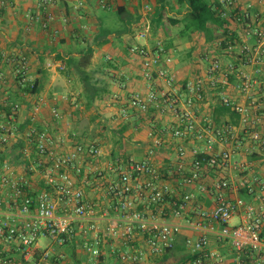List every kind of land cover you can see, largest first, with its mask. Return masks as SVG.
<instances>
[{"label": "built area", "instance_id": "2783aa9c", "mask_svg": "<svg viewBox=\"0 0 264 264\" xmlns=\"http://www.w3.org/2000/svg\"><path fill=\"white\" fill-rule=\"evenodd\" d=\"M221 2L229 12L239 6L237 0ZM56 3L57 0H37L29 18L48 31L54 19L51 8ZM250 7H241L243 17L239 21L245 19L239 31H242L241 44L235 40L237 45L231 44L227 49L241 66L212 54L204 59L208 62L205 74L183 84L166 67L173 59L164 45L129 47L130 53L142 60L144 80L152 86L158 78L164 85L150 88L146 98L131 97L127 108L148 118L156 113L171 120L162 127H150V144L142 159L111 158L100 146L77 141L76 134L57 135L35 124L21 130L20 105L7 103L6 99L0 102V107L10 108V112L0 110V211L4 210L6 216L0 219V246L16 245L23 262H35L40 241L47 238L50 244L44 246L38 261L55 264L52 257L60 263L64 259L63 249L80 237L82 249L90 255L93 264H104L101 257L106 256L105 247L116 254L120 264H141L147 257L162 256L175 249L178 235L189 229L197 232L198 237L186 239L185 244L194 257L186 264L222 262L220 255L209 249L207 236L214 232L219 241H229L237 255V264H247L248 253L257 256L264 253L261 235L264 182L256 177L241 181V187L249 192L255 185L263 193L256 203L242 197L231 199L229 193L238 188L231 182L229 171L234 168L243 172L246 168V164L237 167L233 164L235 147L230 144L237 137L236 128H219L206 115L205 127L198 131L197 121L208 94L217 91V102L230 106L240 115L239 130L250 131V139L264 149V127L257 129L255 115L258 107L240 105L228 95V91H235L252 100L251 105L255 97L264 95V27L254 25L251 19L255 16ZM223 17L231 18V15L223 13ZM151 31L152 24L146 20L136 37L147 40ZM251 40L255 43H250ZM222 41L223 38L217 41L216 49ZM18 64L16 75H21L24 83L28 81L25 58ZM47 66L51 67L52 63ZM247 67H254V74L243 71ZM3 83L4 75L0 71V86ZM127 111H122L124 116ZM51 113L58 124L61 113L57 109ZM193 139L203 145L187 148L185 142ZM170 140L175 145L165 153L170 150L167 145ZM20 141L23 146L15 148ZM217 144L226 148L217 151ZM163 153L169 154L167 162L157 159ZM34 177H39L46 187L30 194ZM86 187L103 193L105 203L89 201ZM188 187H195L200 194L213 199L215 205L209 208L195 204L194 194L182 193ZM192 203L197 206L195 215L188 218L185 213ZM235 217L243 221L231 224ZM114 245L125 250L119 251ZM0 263L14 264L11 257H3L1 252Z\"/></svg>", "mask_w": 264, "mask_h": 264}, {"label": "crops", "instance_id": "0c3cea01", "mask_svg": "<svg viewBox=\"0 0 264 264\" xmlns=\"http://www.w3.org/2000/svg\"><path fill=\"white\" fill-rule=\"evenodd\" d=\"M237 2L241 7L250 5L255 18H264V0H237ZM36 3L37 0H0V71L4 75V83L0 86V102L6 99L7 103L14 100V103L19 104L21 110L18 113V120L22 124L28 123L27 126L35 124L57 135L76 134L77 141L94 143L111 158L113 156L144 158L150 144L148 137L150 127L152 125L162 127L171 120L168 116L158 117L156 113L148 118L127 108V102L131 97L138 95L146 98L150 88L159 89L164 85V82L158 78L152 86L144 80L142 60L133 56L129 47L133 44L154 47L157 43H161L173 59L166 67L173 72V75L180 78L179 81L183 77V72L187 73V80H190L205 74L208 62L203 60L206 56L204 52L210 48L216 49L215 45L221 38L219 27L213 23L208 25L214 31L210 41L202 33L195 34L191 38L182 37V23L176 24L171 21L182 20V7L177 0H57L56 5L51 8L54 19L49 25V30L44 31L39 23L29 18L30 12L33 13L36 9ZM160 7L164 11V17L159 24L154 18ZM120 11L123 12V16H120L121 25L117 27L114 26L111 16L114 12L119 14ZM146 20L152 24L150 36L147 40L138 39L137 30ZM125 22L130 25L128 29ZM260 23L261 21L258 22L259 26ZM230 28L235 30L236 26L231 24ZM101 30L109 32L110 35L106 44L94 47L89 70L93 71L95 78L99 80L98 87H104L107 92L103 94V98L96 100L93 107L87 109L84 107L83 88L79 78L72 73L69 76L63 74L66 70L64 59L78 57L80 49L86 45H93L96 35ZM117 31L123 34L118 36L115 34ZM185 57L189 59L184 62ZM23 58L28 69V81L38 79L43 85L39 95H25L19 91L16 71L20 59ZM48 63H52V66L48 67ZM262 70L264 72V67ZM42 71L46 73L45 77L42 76ZM243 71L254 74V67H247ZM217 93L215 91L208 94L207 103L197 114L198 131L205 127L204 117L211 116L219 97ZM228 95L240 105L258 107L259 110L255 114L258 116L257 129L264 127V95L255 97L253 105H251L252 100H246V97L235 91H228ZM53 109H57L62 115L58 124L51 118ZM124 109L128 110L126 116L122 113ZM0 110H3V106ZM83 120L87 125L80 129ZM226 120H229L228 117ZM94 122L99 124L102 135L109 133L117 141L108 143L105 140L93 139V136L100 133V130H94L96 127ZM234 127L236 128L234 134L237 137L230 144L235 147L233 164L234 167L246 164V168L243 172L234 168L229 171L231 182L238 188L237 191L229 193V196L231 199L242 197L249 203H256L263 193L255 185L252 192H249L241 187V181L256 177L264 182V149L250 139V131L243 132L238 126ZM118 139L122 140V144ZM202 143L195 139L185 142L187 148H191L192 145L202 146ZM112 144L115 146L113 147ZM167 145L170 150H166L165 153H169L175 143L170 140ZM225 148L224 145H215L217 151ZM165 153L158 155L157 159L167 162L169 154ZM189 163L190 159H188ZM34 178L36 180L32 181L28 190L30 194L46 187L43 181H39V177ZM85 190L89 201L105 203L103 193L91 187H86ZM184 192L194 194V203L197 205L209 208L215 205L213 199L200 194L195 187L185 188L182 190V193ZM195 204L189 205L185 213L186 217L193 218L197 207ZM3 211H0V219L6 218ZM242 219L235 217L231 223L238 224L243 221ZM261 235L264 240V227ZM197 237V232L184 229L177 237L173 253L147 257L141 264H186L189 261L187 256L190 254L185 244L186 239L196 240ZM207 238L209 249L222 258L220 264H237V255L229 241H219L216 232L208 234ZM67 247L63 249L64 259L60 264H73ZM114 247L119 251L125 250L123 246L114 245ZM76 249L78 255L82 256L81 264H93L90 255L82 249V246H77ZM42 250L44 247L40 245L36 254L37 261L23 262L16 245L0 246L1 255L11 257L14 264H44L38 261L42 256ZM105 251L104 264H120L116 254L107 247ZM245 259L247 264H264V253L259 256L248 253Z\"/></svg>", "mask_w": 264, "mask_h": 264}, {"label": "trees", "instance_id": "16d2710c", "mask_svg": "<svg viewBox=\"0 0 264 264\" xmlns=\"http://www.w3.org/2000/svg\"><path fill=\"white\" fill-rule=\"evenodd\" d=\"M177 3L182 7V20L175 21L171 20L172 22L179 24L182 23L181 28V34L182 37H188L191 38L195 34H204L206 36V39L210 41L213 38L214 31L209 28V24L213 23L216 26L219 27V30L221 31V38L224 39V41L221 42V46L219 49H213L210 48L208 51L204 52L206 53V56H211L213 54L214 57L217 59L222 60H230L236 67L241 66L239 61H235V59H232L230 57V54L227 53V49L229 45H237L241 44V32H239L241 21L245 22V19H242L239 21V18H242V9L241 5L237 6L236 9L229 12L225 4H223L219 0L211 1V0H177ZM223 13H227L228 15H231V18L223 17ZM120 16H123V12H119ZM154 18L157 23H161L163 17H164V11L162 8H158V11ZM254 25H258V22L261 21L260 25L261 27H264V18L257 17L251 19ZM235 25L236 29L232 30L230 26ZM126 28L130 25L125 22ZM128 29V28H127ZM116 35L120 36L123 34L122 32H115ZM110 35L109 32H105L104 30H101L95 37L93 45H86L84 48L80 49L78 57H68L67 59H64L66 64V70L63 71V74L65 76H69L70 73L74 74L79 78V81L82 85L83 92L82 96L84 98V107L87 109H90L94 106L95 102L99 98L104 97V93L107 92L104 87H98L99 80L95 78L94 72L89 70V66L91 64V59L93 57L94 53V47H100L107 43L108 36ZM220 38V39H221ZM235 40H237V43H235ZM250 43H255V40H251ZM191 51V50H190ZM191 54V52H188ZM190 54H188L190 56ZM205 56V57H206ZM203 57V60L205 59ZM58 58H62V56H58ZM202 58V57H201ZM189 58L185 57V61H187ZM19 67V65H18ZM42 76H46V73L43 72ZM187 73L183 72L182 77V83L185 84L188 80L186 77ZM174 77L177 80H180V78L177 75H174ZM16 78H18L19 81V91L25 95H39L43 85L40 80L35 79L33 81H26L22 82L21 75H16ZM234 77H231V81L233 82ZM21 82V83H20ZM15 95H13L14 97ZM11 102H14L12 100ZM9 102V103H11ZM4 111L10 112L9 107H3ZM226 117H228L229 120H226ZM211 122L216 125L219 128H225L227 126H238L240 122V115L232 109L230 106H227L223 104L222 102H217L215 106L213 107V110L211 112ZM28 123H23L19 126L21 130H24L27 127ZM20 146H23V142L20 141L16 145V148ZM1 162V158H0ZM83 239L80 237L76 240L70 242L67 246V252L70 254V258L73 262V264H81V257L77 253V246H82ZM70 246V247H69ZM176 248V247H175ZM175 249L170 251L169 253H173ZM168 253V254H169ZM167 254V253H166ZM164 254V255H166ZM188 260L194 259V257L189 254ZM101 259H104V256L101 257ZM187 260V261H188ZM52 263H59V259H56V257H52L51 259ZM183 264V263H182Z\"/></svg>", "mask_w": 264, "mask_h": 264}, {"label": "rangeland", "instance_id": "374dc122", "mask_svg": "<svg viewBox=\"0 0 264 264\" xmlns=\"http://www.w3.org/2000/svg\"><path fill=\"white\" fill-rule=\"evenodd\" d=\"M112 21H113V23H114V26L115 25H117V27L118 26H120L121 25V17H120V15L119 14H117L116 12H114L113 14H112ZM30 81H33V80H30ZM12 95H14V92L12 91ZM88 117V116H87ZM85 120V119H84ZM83 120V122H81V125L79 126V128L80 129H82V128H84V126H86L87 125V122H85ZM96 127L94 128V130H96L97 131V129L98 130H100V133L99 134H96V136H93V139L95 138L97 141H100V139L101 140H105V141H107L108 143H111V142H115V141H117V139L115 138L114 139V137H113V135H111V134H109V133H105L104 135H102L101 134V128H100V126H99V124L98 123H93ZM102 135V136H101ZM119 140V142H120V144H122V140L121 139H118ZM112 146L114 147L115 145L114 144H112ZM235 221H233V223H234ZM232 224V223H231ZM50 244V240L49 239H47V238H42L41 239V241H40V245L41 246H47V245H49Z\"/></svg>", "mask_w": 264, "mask_h": 264}]
</instances>
